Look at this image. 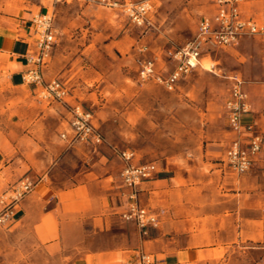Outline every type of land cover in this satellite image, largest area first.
<instances>
[{
  "label": "crops",
  "instance_id": "obj_1",
  "mask_svg": "<svg viewBox=\"0 0 264 264\" xmlns=\"http://www.w3.org/2000/svg\"><path fill=\"white\" fill-rule=\"evenodd\" d=\"M103 8L105 13L127 18L121 10ZM239 9L242 18L257 19L264 0L241 3ZM98 12V8L88 9L90 24L84 41L68 37L72 22L56 28V41L42 67L43 80H58L68 90L71 103L85 96L93 105L94 97L101 93L95 82L103 78V71L96 63L104 60L102 50L112 42L102 31L104 19L91 18ZM214 13L212 0L211 12L199 18L196 28L203 17ZM31 19V12L0 16V63L4 68L0 80L21 102L6 106V124L0 126V195L24 177L35 182L16 206L12 221L0 227L30 232L44 253L59 256L62 264H133L140 254L152 255L156 264H211L237 246L264 243V154L243 175L228 168L227 149L237 135L226 124L224 108L230 78L237 76L250 104V111L241 117L242 125L264 133V39L246 37L249 40L244 44L249 46L241 47L239 41L219 50L231 53L236 68L226 74L220 73V68L216 73L208 71L226 80V92L221 108L200 104V146L156 161H145L134 151V164L153 162L156 166L153 177L137 187L139 206L159 221L142 235L133 222L121 218L130 190L119 178V159L103 147L57 140L51 136L50 122L56 120L59 136L66 133L69 137V114L55 105L28 104L27 97L37 98L39 90L21 78L31 68L27 58L35 53ZM117 28L122 32L117 48L123 50L126 64H131L136 74L138 61L154 56L156 70L166 76L174 66L168 52L186 43L170 48L149 46L141 53L143 44L137 43L134 31L129 34L124 23ZM248 47L260 49L258 67L240 66L236 54ZM247 56L245 61L250 62ZM90 85L95 89L88 88ZM96 120L92 115L98 129ZM242 139L245 141L244 135Z\"/></svg>",
  "mask_w": 264,
  "mask_h": 264
},
{
  "label": "rangeland",
  "instance_id": "obj_2",
  "mask_svg": "<svg viewBox=\"0 0 264 264\" xmlns=\"http://www.w3.org/2000/svg\"><path fill=\"white\" fill-rule=\"evenodd\" d=\"M128 1L148 2L151 5L143 24L133 22L125 14L122 6L108 7L83 0H0V16L18 17L31 12L33 17L38 12L47 10L53 16L55 35L56 28H63L72 22V31L68 32V37L73 35L72 38L77 36L84 41L85 33L88 32L86 27L90 24L87 20L88 9L90 6L94 10L98 8L99 12L96 14L98 16L91 18L104 19L105 26L102 31L107 36V41L112 42L108 49L102 50L104 60L102 62L97 60L96 63L103 71V78L95 82L99 85L101 93L94 97L93 105L90 98L89 100L85 96L76 98L77 103L96 116L98 130L104 138V143L98 148L106 149L116 161L114 147L119 150L136 151L145 161H156L173 154H187L200 146V104L209 103L221 108L226 92V80L199 68L180 81L173 92L151 82H142L133 72L132 65L126 64L123 50L117 48L116 41L122 36L117 27L124 23L129 34L132 35L134 31L135 37L138 38L137 43L143 44L141 47L156 45L164 48L176 47L193 37L199 18L211 12L212 0ZM103 7L121 10L128 19L122 20L110 11L105 13ZM62 35L65 36V33ZM247 40L249 39H242L239 46H249V43L244 44ZM259 55L260 49L249 47L246 50L241 49L236 54L237 59L241 58L240 66L249 64L251 67L259 66ZM245 56L250 62L245 61ZM231 57L230 52L214 53V59L219 60L217 68H220V73L226 74L236 68ZM206 63L210 64L209 59L201 62L202 65ZM3 70L0 63V72ZM90 87L95 89L94 85L88 86ZM11 94L13 97H10ZM27 100L31 106L40 103L59 106L69 114V108L65 104L44 100L39 94L37 98L28 96ZM16 103L21 102L15 100V92L5 90L0 80L1 127L4 128L6 124V106ZM55 121L50 122L51 136L60 140ZM256 132L264 138V133ZM248 247L237 246L230 254L211 264H264V243H253ZM0 264H62V259L59 256L46 255L33 240L30 232H24L20 227L12 230L0 227Z\"/></svg>",
  "mask_w": 264,
  "mask_h": 264
},
{
  "label": "built area",
  "instance_id": "obj_3",
  "mask_svg": "<svg viewBox=\"0 0 264 264\" xmlns=\"http://www.w3.org/2000/svg\"><path fill=\"white\" fill-rule=\"evenodd\" d=\"M66 1V0H65ZM79 1V0H78ZM90 4L108 7L122 6L127 16L138 25L146 20V14L151 9L148 2L132 3L128 0H83ZM253 0H214L215 13L203 17L195 30L193 37L183 46L168 52L174 63L173 69L166 75L156 70V58L149 57L139 60L137 77L142 82H151L161 86L166 91L173 92L179 82L194 69H205L201 62L209 59L207 71L217 72L218 64L214 60V53L235 45L246 37L259 36L264 39V10L259 17L244 19L241 17L239 5ZM34 37L35 53L27 58L31 68L22 73V81L39 88L38 94L44 100H54L65 104L70 114V136L62 133L61 139L69 144L82 143L98 147L104 143L103 135L92 123V113L81 104H69L68 90L58 81L45 82L42 77V67L50 56L55 43V29L53 16L48 11L38 12L30 20ZM141 53L147 48L141 47ZM231 88L225 102L227 124L231 132L237 137L230 143L226 153L228 168L237 175L245 174L253 161L264 154V138L258 134L253 126L242 125L241 117L250 111L248 95L243 89V81L233 76L230 78ZM245 136V141L242 136ZM113 152L121 162L119 178L123 185L130 190L129 204L121 213V218L135 224L142 235H146L149 227H156L159 223L155 215L140 207L137 202V187L143 180L151 179L156 171L155 163L146 162L134 164L135 152L133 150H119L115 147ZM35 182L24 177L11 185L6 192L0 195V226L8 225L13 217L14 210L20 201L30 193ZM133 264H156L152 255L140 254Z\"/></svg>",
  "mask_w": 264,
  "mask_h": 264
},
{
  "label": "bare ground",
  "instance_id": "obj_4",
  "mask_svg": "<svg viewBox=\"0 0 264 264\" xmlns=\"http://www.w3.org/2000/svg\"><path fill=\"white\" fill-rule=\"evenodd\" d=\"M205 69H208L209 65L206 63V65H202Z\"/></svg>",
  "mask_w": 264,
  "mask_h": 264
}]
</instances>
